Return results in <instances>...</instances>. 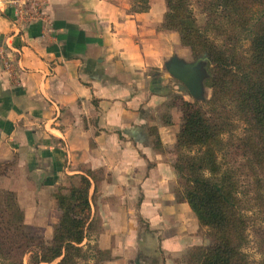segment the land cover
Segmentation results:
<instances>
[{"label":"crops","instance_id":"crops-1","mask_svg":"<svg viewBox=\"0 0 264 264\" xmlns=\"http://www.w3.org/2000/svg\"><path fill=\"white\" fill-rule=\"evenodd\" d=\"M148 2L0 0V187L49 239L56 194L87 177L83 244L104 251L100 264H182L204 242L173 166L193 97L166 67L193 60L162 27L166 1Z\"/></svg>","mask_w":264,"mask_h":264},{"label":"trees","instance_id":"trees-1","mask_svg":"<svg viewBox=\"0 0 264 264\" xmlns=\"http://www.w3.org/2000/svg\"><path fill=\"white\" fill-rule=\"evenodd\" d=\"M165 1L162 27L178 32L181 44L189 45L196 59L208 56L209 75L204 83L212 88L210 98L184 100L181 105L173 165L178 175L176 195L190 205L200 226L212 237L210 245L189 250L182 264H251L241 250L247 221L240 196L264 205L263 177L255 174L250 179L246 172L247 166L254 171L264 166V0H202L204 24L198 23L189 0ZM132 4L134 10L149 8L148 0H133ZM241 40L249 43L248 54H244L249 67L234 48ZM203 104H208L210 114ZM225 108L250 117L251 128L231 141L242 146L245 160L240 166L244 169L221 161L224 134L234 127ZM10 166L0 162V175ZM254 179L261 189L248 195L242 182ZM90 185L82 176L68 194H56L61 216L50 240L25 238L23 211L15 193L6 190L0 198V257L6 264H24L27 253L29 264H100L106 258L104 251L97 244H83L91 225Z\"/></svg>","mask_w":264,"mask_h":264},{"label":"rangeland","instance_id":"rangeland-1","mask_svg":"<svg viewBox=\"0 0 264 264\" xmlns=\"http://www.w3.org/2000/svg\"><path fill=\"white\" fill-rule=\"evenodd\" d=\"M190 2V8L193 10V13L197 17L199 24H204L206 20V13L203 11L201 2L202 0H189ZM186 47L189 49L188 53H186V56L190 60H195L196 55L193 53V50L189 45H186ZM234 48H237L236 50L238 53H242L243 60L247 63V66L249 67V62L247 59L244 58V54L247 55L249 48L248 42H243V40L238 41ZM212 95V88L209 86H206V99L210 98ZM191 101H196L194 98L191 99ZM224 102H227L228 107H231V103L228 100H224ZM180 101V105H181ZM204 109L210 114V110L208 109V104H203ZM224 112L227 113V116L231 118V123L234 124V127H231L232 130L230 132H227L225 135L226 145L225 148L223 147L219 153L221 154V161L224 163V165H232L237 166L239 168H243L240 166V162L245 160V155L242 152L241 147L239 145H235L232 143L233 141L236 142V137L240 135L242 137L245 135V133L251 128L249 127V120L250 117L246 116L244 113H231L230 108H225ZM253 126V125H252ZM252 131L253 127H252ZM194 150V149H193ZM176 153V152H175ZM242 170H238V172H241ZM246 172L248 173V176L253 177L255 174H259L264 179V166L258 171H254L253 169H250L249 166L246 167ZM244 175V174H243ZM245 176V175H244ZM244 176L242 178L244 179ZM246 177V176H245ZM243 181V180H242ZM242 188L247 192V194H252L257 191V189H261L257 182L254 180L251 181H243L242 182ZM6 190H3L0 187V198L4 195V192ZM243 200L244 208L243 213L245 214V218L247 221V228H246V240L245 244L242 246L241 250L245 253L247 261L251 264H258L260 262H264V205L260 202H252L250 199H248L245 196H240ZM248 199V201L246 200ZM19 205V204H18ZM25 223V222H24ZM25 238L30 237H36V236H44L46 240H50L51 238L47 239L46 235V228H41L39 226H34L25 223V226L23 228ZM202 233L204 235V242L201 245H210L212 243V237L210 234H208V231L205 227H202ZM200 246V245H195ZM189 252V251H188ZM187 252V253H188ZM186 253V254H187ZM262 260V261H261ZM24 264H29L31 261V256L29 253H27L24 257ZM7 261L3 257H0V264H6Z\"/></svg>","mask_w":264,"mask_h":264},{"label":"water","instance_id":"water-1","mask_svg":"<svg viewBox=\"0 0 264 264\" xmlns=\"http://www.w3.org/2000/svg\"><path fill=\"white\" fill-rule=\"evenodd\" d=\"M208 56L202 55L193 61H186L177 56H173L166 67L173 77L181 81L194 99L205 98V79L209 73L207 70Z\"/></svg>","mask_w":264,"mask_h":264}]
</instances>
